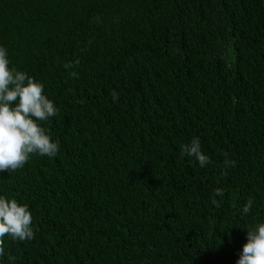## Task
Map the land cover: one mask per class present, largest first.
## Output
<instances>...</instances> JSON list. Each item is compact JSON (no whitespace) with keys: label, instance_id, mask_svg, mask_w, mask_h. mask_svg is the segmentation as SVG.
<instances>
[{"label":"trees","instance_id":"obj_1","mask_svg":"<svg viewBox=\"0 0 264 264\" xmlns=\"http://www.w3.org/2000/svg\"><path fill=\"white\" fill-rule=\"evenodd\" d=\"M0 46L59 144L0 172L35 233L0 264H236L264 222V0H0Z\"/></svg>","mask_w":264,"mask_h":264},{"label":"clouds","instance_id":"obj_2","mask_svg":"<svg viewBox=\"0 0 264 264\" xmlns=\"http://www.w3.org/2000/svg\"><path fill=\"white\" fill-rule=\"evenodd\" d=\"M9 58L5 47L0 46V172H13L24 167L30 155L38 154L54 158L59 144L51 139L43 122L54 117L58 109L54 102L44 94V85L24 71L9 67ZM79 61L64 67H78ZM78 78V73L70 72ZM113 101L118 93H111ZM183 156L195 158L201 167L211 163L210 158L201 150L198 137L181 147ZM225 167L235 166V161L224 153ZM222 175H227L225 171ZM224 190L217 188L215 195L222 196ZM217 207L219 201L213 199ZM254 201L248 199L242 208L248 214ZM32 215L28 205L18 203L15 198L0 195V256L4 253V237L12 241H28L34 238ZM246 243L242 245L236 264H264V222L246 228ZM14 259V257H9Z\"/></svg>","mask_w":264,"mask_h":264}]
</instances>
